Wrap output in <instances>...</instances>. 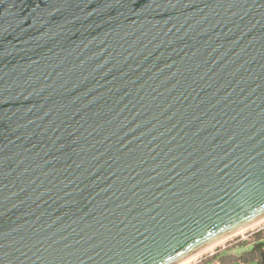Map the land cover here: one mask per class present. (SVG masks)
Instances as JSON below:
<instances>
[{"label":"water","instance_id":"obj_1","mask_svg":"<svg viewBox=\"0 0 264 264\" xmlns=\"http://www.w3.org/2000/svg\"><path fill=\"white\" fill-rule=\"evenodd\" d=\"M264 217V0H0V264H180Z\"/></svg>","mask_w":264,"mask_h":264},{"label":"rangeland","instance_id":"obj_2","mask_svg":"<svg viewBox=\"0 0 264 264\" xmlns=\"http://www.w3.org/2000/svg\"><path fill=\"white\" fill-rule=\"evenodd\" d=\"M263 226L264 220L250 228L237 232L211 249L200 253L190 262L194 264H214L211 257H219L224 261V264H260L258 261L247 259L248 257H256L254 245L247 240H251L253 238L251 234Z\"/></svg>","mask_w":264,"mask_h":264},{"label":"crops","instance_id":"obj_3","mask_svg":"<svg viewBox=\"0 0 264 264\" xmlns=\"http://www.w3.org/2000/svg\"><path fill=\"white\" fill-rule=\"evenodd\" d=\"M253 238L251 240H247L254 245L261 244L260 249L264 251V226L259 228L256 232L252 233ZM256 257H248L247 259L258 261L260 264H264L262 257H260L259 251L254 249ZM213 259L214 264H224V261L219 257H211ZM210 259V260H211Z\"/></svg>","mask_w":264,"mask_h":264},{"label":"bare ground","instance_id":"obj_4","mask_svg":"<svg viewBox=\"0 0 264 264\" xmlns=\"http://www.w3.org/2000/svg\"><path fill=\"white\" fill-rule=\"evenodd\" d=\"M263 220H264V217H262V218H260V219H258V220H256V221H254V222H252L251 224H249V225H247V226L241 228V229L238 230V231H235V232H233V233H230V234H228V235H225L224 237H221L220 239H218L217 241H215V242L212 243L211 245L207 246L206 248L202 249L201 251H199V252L193 254L192 256L188 257L187 259H185L184 261H182L180 264H184V263L190 262L192 259H194L195 257H197L200 253H202V252H204V251H206V250H208V249H211L213 246H215V245H217V244H219V243L225 241V240H226L227 238H229L231 235H233V234H235V233H237V232L243 231V230H245V229H247V228H250L251 226H254V225L258 224V223L262 222Z\"/></svg>","mask_w":264,"mask_h":264},{"label":"trees","instance_id":"obj_5","mask_svg":"<svg viewBox=\"0 0 264 264\" xmlns=\"http://www.w3.org/2000/svg\"><path fill=\"white\" fill-rule=\"evenodd\" d=\"M261 244H258L255 246L254 249L259 251L260 257H262V260L264 261V251L260 249Z\"/></svg>","mask_w":264,"mask_h":264},{"label":"built area","instance_id":"obj_6","mask_svg":"<svg viewBox=\"0 0 264 264\" xmlns=\"http://www.w3.org/2000/svg\"><path fill=\"white\" fill-rule=\"evenodd\" d=\"M184 264H194V263H192V262H189V263H184Z\"/></svg>","mask_w":264,"mask_h":264}]
</instances>
